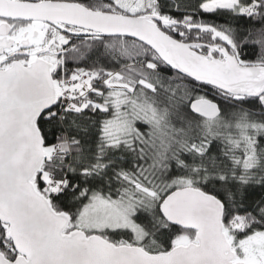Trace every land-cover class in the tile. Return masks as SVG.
<instances>
[{
	"label": "snow or ice",
	"instance_id": "6c2138e0",
	"mask_svg": "<svg viewBox=\"0 0 264 264\" xmlns=\"http://www.w3.org/2000/svg\"><path fill=\"white\" fill-rule=\"evenodd\" d=\"M0 264H264V0H0Z\"/></svg>",
	"mask_w": 264,
	"mask_h": 264
}]
</instances>
